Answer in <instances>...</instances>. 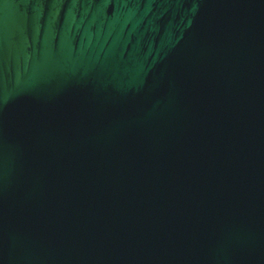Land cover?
Segmentation results:
<instances>
[{"label": "water", "instance_id": "obj_1", "mask_svg": "<svg viewBox=\"0 0 264 264\" xmlns=\"http://www.w3.org/2000/svg\"><path fill=\"white\" fill-rule=\"evenodd\" d=\"M0 264H264V0H0Z\"/></svg>", "mask_w": 264, "mask_h": 264}]
</instances>
